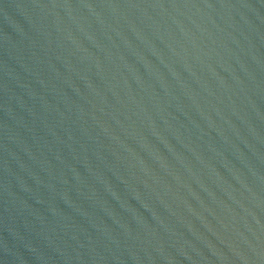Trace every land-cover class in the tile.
<instances>
[{"label":"water","instance_id":"water-1","mask_svg":"<svg viewBox=\"0 0 264 264\" xmlns=\"http://www.w3.org/2000/svg\"><path fill=\"white\" fill-rule=\"evenodd\" d=\"M0 264H264V0H0Z\"/></svg>","mask_w":264,"mask_h":264}]
</instances>
